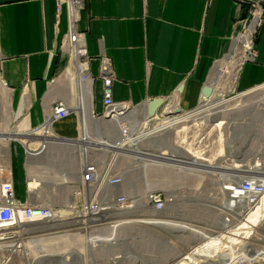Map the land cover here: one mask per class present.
Segmentation results:
<instances>
[{
	"label": "crops",
	"instance_id": "obj_1",
	"mask_svg": "<svg viewBox=\"0 0 264 264\" xmlns=\"http://www.w3.org/2000/svg\"><path fill=\"white\" fill-rule=\"evenodd\" d=\"M252 4L260 6L255 54L242 65L235 89L241 92L238 95L264 84V0H85L76 29L85 34L90 73L95 77L92 84L82 88V97L90 95L91 114L103 111L102 83L97 77L99 59L103 57L110 60L114 73L112 99L128 106L125 109L131 114L125 120L131 127L137 126L133 112H139L141 119L146 103L154 98L164 100L158 111L169 105L187 114L199 105L204 86L211 87L215 95L232 92L220 94L215 80L231 49L239 45L244 48L242 40L247 41L244 31L251 21ZM66 34V13L63 10L57 17L55 0H0V167L14 183V170L21 167L23 155L26 189L27 177L34 178L28 175L26 166L27 145L36 146L38 139L46 135L34 136L33 131L43 124L57 100L72 107L78 96L66 69ZM209 103L201 105L193 116L181 117L175 127L177 134L169 131L172 135L167 136L163 152L169 151L179 160L180 155L190 151L188 156L202 160L197 155L203 150L197 144L201 145L205 137V143L218 146L214 151L217 157L211 159L206 154L204 160L212 165L214 174L229 172V162L222 152V133L201 125L208 120L207 113L217 111ZM82 120L81 115L80 129ZM49 126L62 140L78 136L75 112L53 120L46 130ZM191 128L199 134L189 141L181 132ZM157 139H150L152 150L159 146ZM246 149L244 152L249 154ZM242 160L248 163L244 156ZM34 166L29 167L30 172ZM150 171L153 181L154 169Z\"/></svg>",
	"mask_w": 264,
	"mask_h": 264
},
{
	"label": "rangeland",
	"instance_id": "obj_2",
	"mask_svg": "<svg viewBox=\"0 0 264 264\" xmlns=\"http://www.w3.org/2000/svg\"><path fill=\"white\" fill-rule=\"evenodd\" d=\"M244 53L245 49L240 45L231 49L229 57L222 64L223 67L220 72L218 71V79L215 82L218 91H221L220 94L229 90L233 91L225 96L215 95L213 92L212 102L209 104L241 94L235 89L242 65L247 61ZM243 93L246 94L242 97L229 99L224 107L220 108V111L223 109L220 115L225 118L222 117L223 120L219 123L214 125L213 122H210L211 124H209L206 119H204L205 122H201L202 128H213L218 130L220 134L222 133L225 142V146L222 148L224 159L229 162L227 166L234 167L232 174L236 179L248 175L241 172L244 170L240 167L244 164L242 162L243 156L244 160L246 159L245 161H254L264 142V84ZM132 118L136 119L137 116L132 115ZM95 119L98 118L95 117ZM239 124L243 125L240 126ZM231 126L234 127L230 129ZM115 128L116 125L109 124L105 119L94 120L91 114V117L87 120V128L81 129V133L78 132L79 138L77 136V139L74 138L70 141L83 143V132L88 131L87 133L90 135L103 136L107 132H112ZM196 131L198 132L194 128L187 129L181 132V135L191 141L195 135L199 134H196ZM175 132L177 134L176 128ZM232 134L243 136L249 134L250 140L247 144H243V139H238L237 145L235 140H232ZM205 140L206 138L202 137V144H197L203 150V154L197 156L202 159L201 162L209 164L208 161L204 160L207 154L205 151L210 149V156L207 155V157L214 159L217 157L214 155V151L218 145H210V143H205ZM39 141L41 140L38 139L36 146L27 145L30 152L37 155V157L31 161L29 159L26 166L28 169L29 162H31L30 165H35L31 169L34 178H27L39 179L41 186L43 185L42 191L34 193L31 197L28 190L29 185L26 189L27 180L22 155L21 167L19 170L16 168L14 170L16 197L18 200L25 201L27 195H29L31 198L39 199L43 204H49L58 209L64 208L72 189L77 186L78 166L85 162V156L78 150H67L62 149V147L56 148V146L54 148L57 150H49L45 153ZM51 141L62 142V139L51 138ZM232 142L239 149L243 145L245 146L242 150L240 149L241 154L239 153L240 155L234 162H231L228 157L229 145ZM143 146L147 149L145 143H143ZM205 148L206 150H204ZM246 148H249V154L244 152L247 150ZM99 149L102 148L100 146H89L87 151H91L86 156V160L95 156H103V154L96 152ZM213 162L217 161L214 160ZM261 166L264 169V161ZM116 167L125 174V189L129 196L142 197L146 187L151 186L147 184V179H149L152 182V187L161 190L167 199L172 197L175 206L168 207L169 210L161 214L159 218H151V213L144 212L136 207L134 210L127 212L108 211L98 218L101 222L90 227L66 220L65 222L58 221L48 224L38 223L16 229H0V264H32L31 261L33 262L41 254L51 256L59 253L65 255L72 251L81 255V257L75 259L74 256L68 254L66 259L68 262L71 261V264H174L181 254L190 252L195 245L202 244L210 238L218 237V234H224L226 231L235 232H231V235H225L227 240L229 239V243L226 238L220 239V246H217V243L214 242V245L218 248L214 250L216 249L214 247L212 248L213 251H209L208 255L212 259L216 258L214 256L223 257L226 255L225 257L232 258V262L235 261L237 262L235 264H239L237 261L238 256L234 259L233 252L241 254L246 250L250 253L251 264H254L257 258H259L257 264H264V220L257 227L250 230L245 238H240V232H237L236 229L241 226L236 227V223L227 224L223 222L221 207L223 195H220L215 179L211 176L203 179L201 177L205 174L211 175L210 173L198 171L199 173L191 174L185 171H173L172 169L154 170L152 181L151 171L136 169L130 153H125L119 159ZM157 180L160 182L158 183ZM113 224L115 225L111 227ZM50 263V261H39V264ZM203 264L212 263L206 262Z\"/></svg>",
	"mask_w": 264,
	"mask_h": 264
},
{
	"label": "built area",
	"instance_id": "obj_3",
	"mask_svg": "<svg viewBox=\"0 0 264 264\" xmlns=\"http://www.w3.org/2000/svg\"><path fill=\"white\" fill-rule=\"evenodd\" d=\"M85 0H55L56 14L60 16L64 10L67 19V34L63 40L64 52L67 56L68 69L73 63L75 70V84L76 94L82 96V88L84 84H92L95 77L90 73V56L87 52L85 34L76 29V23L79 19V13L84 6ZM253 11H251V18L249 26L245 29V37L248 42V48L245 50L244 57L250 60L254 56V35L256 34L257 26L259 24L260 12L258 4H252ZM0 55V63H1ZM97 77L102 83V106L103 111L100 114L92 113L93 117L98 119H107L109 124L116 125L115 130L110 133H105L103 139L108 147H101L100 154L103 156H95L86 160L88 153L93 150H83L81 153L85 156V162L81 165L79 182L77 183L76 192L74 193V200L72 206H64V208H55L38 201L37 198H31L27 195L25 201L18 200L15 194V186L10 176H4L3 167H0V229H16L23 226H31L38 223H56L57 218L61 221H66L70 216L77 219H84L86 216L89 218L91 215L102 212H127L134 210L137 206L144 212L151 213V218H159L161 214L165 213L170 206L173 205V199L166 198L161 190L155 188H146L142 197L129 196L125 189L124 172L116 167L119 159L125 154L130 152V149L136 148L144 140L158 138L160 135L157 133L150 134L145 138L140 137L139 127H131L126 120H119L114 117L111 118L115 108H127L125 103H116L112 99L111 85L114 77L111 62L108 58L103 57L99 59ZM202 99L199 105L191 113L184 114L177 109L175 117L193 116L202 105ZM212 101L210 98L209 102ZM170 111V106L163 107L153 117L149 118L146 113L142 119L145 120L146 129L158 126L167 116L173 115ZM70 112H75L78 116V131L80 132V108L69 107L62 100H57L51 107L50 114L45 118L43 124L33 131V135L46 134V137H55L50 129L45 130V126L53 120L62 119ZM58 137V136H56ZM59 138V137H58ZM79 138V136L77 137ZM76 138V139H77ZM74 140V139H67ZM156 145H159L154 150L163 152L166 150L164 142L160 139ZM41 143V141H39ZM134 147V148H133ZM201 152V151H200ZM211 150H207V155ZM131 160L136 169L150 170H167L166 166L160 160H145L138 158V156L131 155ZM150 167V168H149ZM152 167V168H151ZM187 173L195 174L197 171L188 170ZM149 173V172H148ZM211 177L215 179L217 189L223 195L222 202V219L224 223H236L241 220L245 215L252 211L264 197V175L253 173L245 177H238L236 181L231 178L235 177L227 172L212 174ZM226 191L222 193L220 190L221 184ZM61 211L69 212L68 215H61ZM72 212L74 214H72ZM85 213V214H84ZM88 213V215H86ZM91 214V215H89ZM83 221V223H85ZM101 222L100 220L89 224L96 226ZM83 229V228H81ZM250 253L245 250L237 258L239 264H251L249 256ZM259 258H257V264ZM237 262L233 261L231 264Z\"/></svg>",
	"mask_w": 264,
	"mask_h": 264
},
{
	"label": "bare ground",
	"instance_id": "obj_4",
	"mask_svg": "<svg viewBox=\"0 0 264 264\" xmlns=\"http://www.w3.org/2000/svg\"><path fill=\"white\" fill-rule=\"evenodd\" d=\"M242 42H243V45H244V49L246 50L248 48L247 41L246 40H242ZM67 74H68V77H69L71 83L74 85V87H76L75 77H74L75 76L74 75L75 74V70H74L73 63H71L70 67L67 69ZM242 96L243 95H236L235 97L228 98V99H220L217 102H213V103L209 104L214 109L217 108V111H215L214 113L213 112L207 113V115H209L210 117L208 116V120L206 119V121H208V122L212 121L214 125H216V123H219L221 120H223V118H225L224 116L220 115L221 114L220 108L222 106L224 107V104L226 102H228L229 99H234V98L242 97ZM208 101H209V99H203L202 105L206 104ZM74 106L76 108L77 107L80 108L82 119H83L82 120V126H83V130H84V128L85 129L87 128V120L89 119V117H91V99H90V95L86 99H85V97H82L80 95L75 96ZM136 111H137V109H136ZM169 112L172 113L173 115L167 116L158 126L151 127L149 130H147L146 126H145V120H143L142 118L139 119L138 118L139 112H135L134 111L133 114H135L137 116V118H138L136 120L137 127H139V129H141L140 130V132H141L140 137L141 138H145V137H147L148 135H150L152 133H157L158 135L161 134L160 136L163 137L162 140H164L163 141L164 144L168 145L165 140L167 138V135H169V131L175 130V127H176L177 123L180 121V119H182L181 117H175L174 116L175 113L177 112V107L176 106L170 107V111ZM201 113H202L201 115H203L204 112H201ZM130 114L131 113L129 111H126L125 108L122 109L120 107H117V108H115L114 113H113L111 118L116 117L119 120H125L126 118H128L130 116ZM201 117H205V115H203ZM107 119H105V120L107 121ZM239 125L241 126L243 124H239ZM46 126H45V130H46ZM232 127H234V126H231L229 128L231 129ZM87 132H83V139H84L83 143L77 142V141H68V140L67 141L66 140H62V142L61 141H57L56 142V141H51V139L46 137V135H43L44 137H43V139H41V147L44 149L45 153L48 152L49 150H55L58 147H62V149L64 148V149H67V150H69V149L78 150L80 153H82L83 150H85V149L87 151L89 146L90 147L91 146L108 147L107 144H105V140L103 139L102 136H100V135L93 136V135H90ZM26 135L28 136L30 134L26 133ZM237 135L238 134L233 135V138H232L233 141L235 140L237 145H238V143H237L238 139L239 140L243 139V142H242L243 144H245V143L247 144L249 142V140H250V135L249 134H245L244 136L243 135H238L237 136ZM168 140H169V138H168ZM168 142L170 143V141H168ZM143 143L146 144L147 149L144 148ZM148 143H149V146H148ZM173 144H174V146H178V144H175V143H173ZM236 144L234 142H232L229 145L228 157H229V159H231V162L236 161L235 159L238 158V155L241 154L240 149L242 150V148L245 147L243 145V147L239 149ZM55 146H56V148H54ZM170 148H169V150H170ZM97 151H99V150H97ZM129 151L130 152H128V153H130V155L138 156V158H141L142 160H145L147 157H148L149 160H160L161 162L164 163L166 168H170V169H173V170H176V171L193 170V171H197V172L198 171L207 172V173H210L211 175L214 174V172H215L212 169L213 168L212 165L205 164V163L201 162L199 159H197L195 157L192 158V157L188 156L189 154H192L190 151H189V153L185 152V154L180 155L181 159H179V160L173 158V156H171V154L168 153L169 151L168 152H162V153L161 152H156L154 149L152 150L149 139H148V141H147V139L144 140L136 148L130 149ZM27 152H28V156H29L30 161L34 160V158L36 159L37 155L31 153L30 150L28 149V147H27ZM201 154H203V152H201ZM263 161H264V142L262 143V145H261V147L259 149V152H258V155H257L256 159L254 161H252V162L244 163L243 165L240 166L242 169H244V170L241 169L242 170L241 172L246 173V174L258 173V174L264 175V169L261 166V163ZM30 163L31 162H29V166H28L27 170H28V175H30L32 177V175H31L32 172L29 171V167L31 166ZM71 165L73 166V164H71ZM223 166H225V165H223ZM228 167H230V168H228L229 172H227V173H229L230 175L233 176V174H232L233 170L232 169L234 167H231V166H228ZM80 168H81V165L78 166V173L76 174L78 176V178L76 180V184L79 182V174H80L79 170H80ZM70 169H72V168H70ZM203 174H205V173H203ZM205 175L206 176L204 178H206L207 176L208 177L211 176L209 174H205ZM231 179L233 181H236V178H234V177H232ZM38 180H36V179H29L28 180L29 192L31 194L32 193L34 194V193L42 191V186L43 185L41 186V182L38 181ZM147 180H146L147 184H149L151 186H148L146 188H153L152 187V182L149 179H147ZM157 181H158V183L160 182L159 180H157ZM223 186H226V183L221 184V186H220L221 190L220 191L222 193L226 194L227 190H225ZM76 187L77 186H75V188L72 189V193H70V196H68V199H67V201L65 203L67 206H72L73 205V197H74V193L76 192ZM220 195H221V193H220ZM137 207H139V206H137ZM72 214H74V213L72 212ZM104 214L105 213H102V212L96 213V215L89 214V215H91V216H89V218H87V216H86L82 220L81 219L79 220L76 217L70 216L68 221L75 222L77 224H80L81 226H88V224H92L93 222H96V219L98 221L99 220L98 218L100 216L104 215ZM86 215H88V213H86ZM61 220H62L61 218H57V221H61ZM85 220H86V222L83 223V221H85ZM262 220H264V197L261 199L260 203L252 211H250L247 215H245L241 220L236 222V224L235 223H227V224H235L236 227L241 226L238 229H236V231L240 232V234H239V236H241L240 238H245V235H248L250 230H252L255 227H257V225ZM114 225L115 224H113L111 227H113ZM231 232L233 233L235 231H226L224 234H221V235L218 234L219 235L218 237H215V238H212V239L210 238V239H208L206 242H204L202 244L195 245L190 250V252L181 254L180 258L177 261H175L174 264H203V263H206V262H209V263H212V264H231L232 263V258L231 257H225L226 256L225 254H224L225 256H223V257L214 256V257H216L215 259H212L210 257V255H208L209 251L212 250V248L216 247V249H214V250H217V248H218L217 246L221 245V244L219 245L220 239L222 238L221 240H223L224 238H226L225 235H231ZM226 240H227V238H226ZM228 240H227V242H228ZM233 240L236 241L235 239H233ZM237 241L240 242L238 239H237ZM244 241H246V240H244ZM214 242L217 243L216 244L217 246L214 245L215 244ZM231 244H232V241H231ZM68 254L71 255V256H74L75 259L76 258L79 259L81 257V255H79V254H77V253H75L73 251L72 252H68L65 255L64 254H59V253H56V254L51 255V256H49L48 254H41V255L37 256L33 260V262L31 261V263L32 264H35V263L39 264V261H43V262L50 261L51 262L50 264H71V261L68 262V260L66 259V256ZM238 254H239L238 252L237 253L233 252V255H232V256H234L233 258L235 259L237 256L240 255V254L239 255ZM211 256H212V254H211ZM256 262H257V260H255V263Z\"/></svg>",
	"mask_w": 264,
	"mask_h": 264
},
{
	"label": "water",
	"instance_id": "obj_5",
	"mask_svg": "<svg viewBox=\"0 0 264 264\" xmlns=\"http://www.w3.org/2000/svg\"><path fill=\"white\" fill-rule=\"evenodd\" d=\"M181 90V87L179 88V91ZM213 95V89L209 86H204L201 92V99H209ZM164 100L162 98H154L150 101H148L145 105L146 110V116L151 118L153 117L157 111L163 106ZM61 215H68L69 212L67 211H61Z\"/></svg>",
	"mask_w": 264,
	"mask_h": 264
}]
</instances>
